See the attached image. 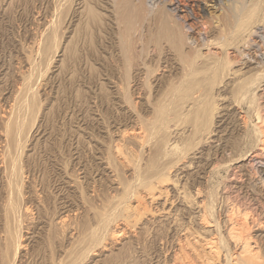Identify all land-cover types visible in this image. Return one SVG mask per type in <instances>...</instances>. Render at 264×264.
Returning <instances> with one entry per match:
<instances>
[{"label":"rangeland","instance_id":"1","mask_svg":"<svg viewBox=\"0 0 264 264\" xmlns=\"http://www.w3.org/2000/svg\"><path fill=\"white\" fill-rule=\"evenodd\" d=\"M104 1L0 0V264H224L239 229L263 261L264 152L250 140L261 125L239 113L241 73L228 78L244 43L229 35L216 44L212 5L180 0L172 18L194 52L186 75L149 53L134 77ZM219 1L233 10L234 31L258 19L264 27V0H244V9Z\"/></svg>","mask_w":264,"mask_h":264},{"label":"bare ground","instance_id":"2","mask_svg":"<svg viewBox=\"0 0 264 264\" xmlns=\"http://www.w3.org/2000/svg\"><path fill=\"white\" fill-rule=\"evenodd\" d=\"M158 3H157V10L155 11H150L147 9V6H146V3H145V0H106L104 1V6H105V13L108 14L109 16V23L113 26V29L114 31L116 32V36H117V41L118 42L117 44V49L119 50V53H120V57L121 59L124 60L123 63H125V65L128 66V68H131L132 65L135 64V68H133V73L134 74V77L136 75V77L140 74L142 75V69L144 68L143 66H145V60L148 56H149V53L151 54H155L157 56V59H156V62L158 65H159V62L161 61H168L170 59H173L172 61H174L175 59V63L176 61H178L180 64H181V68L185 71L183 74H185L188 70L187 68L190 66V64H192V59L194 58V52H192V50L189 48L188 46V43H187V36H186V33L180 29L177 25V20L174 19V17L172 18V15L175 14V13H178L181 8L179 7V4H180V0H156ZM195 2H199V3H202V4H211L212 6L211 9L214 10L215 14H218L215 18H213V24H214V29L216 30L215 33L217 35L216 37V40H215V43L218 44V45H224L223 41L224 39H226L227 36L229 35H232L233 37L235 36L236 39L238 38V40L240 39L241 42L244 43V50L241 52V58H242V61L240 62L239 64V67L236 71H233L231 72L229 75H228V78H233L235 76H237L236 74L237 73H241V78L238 80V85L239 87L238 88V91L240 93L239 96H242L241 100L242 102H244L245 106H246V111L242 112L240 111L239 113L240 114H243V116L245 115V119H250V117L252 116L251 114H255V117L254 118H257V122L258 124H260L261 126L258 127H252V131H250L251 133V139L252 140V143L254 146H260L259 147V150L260 153H263L264 152V148L262 145H264V99H263V95H264V27H262L261 25V20H257L254 22V27L251 28L248 27L247 29H243L240 31H234V19H235V15L233 14V10L230 11L231 9H229L228 11L226 10H222L221 11V7L219 8V5H220V1L219 0H193ZM238 1V2H237ZM237 4H240L237 8H242V6L245 4L244 0H237ZM261 1V0H260ZM235 2V3H236ZM149 3V2H148ZM147 3V4H148ZM234 3V5H235ZM182 4V3H181ZM188 4V3H187ZM195 4V3H194ZM247 4V3H246ZM263 4V3H262ZM161 5V6H160ZM184 5V4H183ZM260 5V4H259ZM241 6V7H240ZM261 6V5H260ZM263 6V5H262ZM244 7V6H243ZM246 7V6H245ZM236 8V9H237ZM257 8V7H256ZM255 8V9H256ZM244 9V8H242ZM259 9V8H258ZM235 10V9H234ZM257 10V9H256ZM261 10V9H260ZM259 10V12H260ZM240 11V10H239ZM244 11V10H243ZM255 11V10H254ZM235 12V11H234ZM241 12V11H240ZM239 12V13H240ZM173 13V14H172ZM243 13V12H242ZM107 16V15H106ZM263 18H264V15H263ZM260 19H262L260 17ZM262 22H263V19H262ZM236 27V26H235ZM188 28V27H187ZM185 29V28H184ZM233 30V31H232ZM188 31V30H187ZM190 31V30H189ZM233 33V34H232ZM250 36H253L257 39H259V42H260V46H253L252 44L250 45V43L248 42V37ZM230 37V36H229ZM228 37V38H229ZM234 37V38H235ZM114 38V37H113ZM231 38V37H230ZM233 39V38H232ZM223 40V41H222ZM230 40V39H229ZM237 40V41H238ZM236 41V40H235ZM226 42V41H224ZM233 42V41H232ZM205 43L209 44V41L206 42L205 40ZM223 43V44H222ZM247 44V45H246ZM245 50L247 51V53L245 54ZM118 53V54H119ZM254 53H257L256 55ZM117 54V55H118ZM259 54V55H258ZM152 56V55H151ZM154 56V55H153ZM199 56V55H198ZM253 56V58H252ZM201 57V56H200ZM199 57V59H200ZM248 58H252V60H249L247 59ZM198 59V58H197ZM198 59V60H199ZM122 60V61H123ZM141 60H143L142 62V65L140 68L139 66L141 64H139L141 62ZM154 61V60H153ZM195 61V60H194ZM177 62V63H178ZM196 62V61H195ZM147 63V62H146ZM168 63V62H167ZM179 64V65H180ZM195 64V63H193ZM215 64V63H214ZM177 65V64H176ZM178 65V66H179ZM196 66V65H195ZM221 66V65H220ZM218 66V67H220ZM159 67V66H158ZM180 67V66H179ZM194 67V65H193ZM211 67L215 68L217 67V65H212ZM222 67V66H221ZM126 68V66H125ZM224 67H222L220 70L219 68H215L218 69L223 72ZM132 69V68H131ZM179 69V68H178ZM194 69V68H192ZM257 69H261V71H258L260 73L259 76H255L256 78H253L252 80L245 78L246 80H248L247 82H245L246 80L243 79V77L249 73L250 71H256ZM127 70V69H125ZM129 71V70H128ZM177 71V70H176ZM218 71V72H220ZM248 71V72H247ZM148 72V71H147ZM152 72V71H151ZM183 72V71H182ZM178 73V72H177ZM257 73V72H256ZM255 73V74H256ZM145 74V73H144ZM183 74L181 75L182 78H183ZM189 74V73H188ZM192 74V73H190ZM189 74V75H190ZM220 74V73H219ZM223 74V73H222ZM131 75V74H130ZM139 75V76H140ZM148 75V74H147ZM149 75H151V78H152V73ZM177 75V74H176ZM186 75V74H185ZM198 76V75H197ZM254 77V75H253ZM179 78V77H178ZM136 79V78H134ZM140 79V78H139ZM187 79V77H186ZM127 80V79H126ZM129 80V79H128ZM148 80V79H147ZM178 80V79H177ZM185 81V80H184ZM187 81V80H186ZM230 81V80H228ZM227 81V82H228ZM234 81V80H232ZM127 82V81H126ZM130 82V81H128ZM150 82V81H149ZM235 82V81H234ZM143 83V81H142ZM147 83V81H146ZM145 83V84H146ZM136 84V83H135ZM144 84V83H143ZM184 84V82H183ZM227 85V84H225ZM232 85V84H231ZM136 86V85H135ZM145 86V85H144ZM150 86V85H149ZM174 86V85H173ZM182 86V85H181ZM180 86V87H181ZM185 86V85H184ZM233 86V85H232ZM175 87V86H174ZM183 87V86H182ZM181 87V88H182ZM228 87V86H227ZM226 87V88H227ZM235 87V86H234ZM147 90H148V87H146ZM180 88V89H181ZM224 88V86L222 87ZM236 88V89H237ZM263 88V89H262ZM188 89V88H187ZM233 89V88H232ZM169 90H172V89H169ZM231 90V89H230ZM150 91V89H149ZM180 91V90H179ZM182 91V90H181ZM237 91V90H236ZM172 92V91H171ZM261 92L260 95H257V93ZM167 93V92H166ZM170 94V93H169ZM185 94V93H184ZM237 94V93H236ZM165 96V95H164ZM171 96V95H170ZM232 96V95H231ZM171 98V97H169ZM175 98V96L173 97ZM172 98V99H173ZM15 99V98H14ZM150 99V98H149ZM162 99V98H161ZM239 100V99H238ZM13 102V101H12ZM11 102V103H12ZM16 102V101H15ZM23 102V101H22ZM199 102V101H198ZM241 102V104H242ZM16 103H19V102H16ZM24 104V103H23ZM23 104L21 106H23ZM14 106H17V104H13ZM188 105V104H187ZM215 106V105H214ZM228 106V105H227ZM234 106V105H233ZM11 107V106H10ZM9 107V108H10ZM16 107V108H17ZM231 107V105H230ZM157 108V106H156ZM162 108V107H161ZM234 108V107H233ZM243 108V107H242ZM19 109H20V106H19ZM17 109V110H19ZM153 109V108H152ZM231 109V108H230ZM11 110V109H10ZM15 110V108H14ZM23 110V109H22ZM20 110V112L22 113L23 115V111ZM233 110V109H232ZM16 111V110H15ZM7 113V112H6ZM13 113V112H12ZM16 113V112H15ZM184 113V112H183ZM189 113V112H188ZM233 113V112H232ZM18 114V113H17ZM15 114V115H17ZM13 116L14 113L12 114ZM20 116V113L18 114ZM17 115V116H18ZM21 115V116H22ZM156 115V113H155ZM4 116V115H3ZM8 116V115H7ZM11 116V114H10ZM20 116V118H21ZM122 116V115H121ZM184 116V115H183ZM190 116V115H189ZM239 116V115H237ZM5 117V116H4ZM7 118V117H5ZM5 118H3L5 120ZM10 118V117H9ZM9 118H7L8 120H10ZM13 126L15 125L14 122H16V118L13 117ZM220 118V117H219ZM239 118V117H238ZM241 117V119H243ZM18 119V117H17ZM240 119V118H239ZM20 119H18L17 121H19ZM22 120V118H21ZM20 120V122H21ZM156 120V119H155ZM5 122V121H4ZM251 122V121H250ZM6 123H7V120H6ZM10 123V121H9ZM12 123L9 124L12 125ZM17 123V122H16ZM22 123V122H21ZM252 123V122H251ZM250 123V125H252ZM20 124V123H19ZM4 125H6L4 123ZM18 125V124H16ZM15 125V126H16ZM240 125V124H239ZM254 125V124H253ZM8 126V124H7ZM6 126V127H7ZM12 126V127H13ZM15 126H14V129H15ZM20 126V125H19ZM18 126V127H19ZM5 127V126H4ZM16 127V128H18ZM32 127V126H31ZM10 128V127H8ZM2 129V128H1ZM7 129V128H6ZM4 129V130H6ZM223 129V128H222ZM3 130V129H2ZM10 129L6 130L7 132L9 131ZM17 131V129H15ZM14 130V131H15ZM20 131V129H18ZM121 130V129H120ZM185 130V129H184ZM5 131V132H6ZM15 131V132H16ZM18 131V132H19ZM177 131V130H176ZM196 131V130H195ZM27 133V130L25 131ZM10 133V131L8 132ZM14 133V132H13ZM12 133V134H13ZM149 133V132H148ZM161 133V132H160ZM178 133V132H177ZM183 133V132H182ZM11 134V136H12ZM21 134V133H20ZM218 134V133H217ZM6 135V134H5ZM4 135V136H5ZM10 135V134H9ZM15 135V134H14ZM18 136V135H16ZM16 136L14 138H16ZM172 136V135H171ZM176 136V135H175ZM179 136V135H178ZM6 137H8L6 135ZM10 137V136H9ZM8 137V138H9ZM3 138V137H2ZM250 138V137H249ZM10 139V138H9ZM18 139V137L16 139H12V140H15V142H17L16 140ZM173 139V138H172ZM179 139V138H178ZM248 139V138H247ZM5 141L8 142V140H6V138H4ZM11 140V139H10ZM220 140V139H219ZM245 140V139H243ZM24 141V140H23ZM157 141V140H156ZM167 141V140H166ZM172 141V140H171ZM244 142V141H243ZM251 142V141H250ZM2 143V142H1ZM14 143V142H12ZM19 143V140L18 142ZM21 143V142H20ZM23 143V142H22ZM251 143V145H252ZM9 144V142H8ZM7 144V145H8ZM10 144H11V141H10ZM25 144V143H24ZM22 144V145H24ZM166 144L165 145V149H171L173 148V143H171L170 141H167V143H164ZM13 145V144H12ZM19 144H17L18 146ZM249 145V146H251ZM252 145V146H253ZM16 146V145H14ZM243 146V144H242ZM251 146V147H252ZM7 146H4V148H6ZM10 147V145H9ZM226 147V146H225ZM160 148V147H159ZM246 148V147H244ZM247 149V148H246ZM253 149V148H252ZM256 149V148H255ZM6 150V149H5ZM4 150V151H5ZM13 150L15 152V148L13 147ZM17 150V148H16ZM164 150V149H163ZM250 150V149H249ZM3 151V152H4ZM7 151H9L7 149ZM12 151V150H11ZM169 151V150H168ZM251 151V150H250ZM253 151V150H252ZM255 151V150H254ZM16 153V152H15ZM18 153V152H17ZM16 153V154H17ZM159 153V152H158ZM248 153V152H247ZM9 154V153H7ZM157 154V153H156ZM2 157H5L3 154L1 155ZM12 156H13V152H12ZM17 156V155H16ZM162 156V155H161ZM168 156V155H167ZM194 156V155H193ZM246 156V155H245ZM6 159H8L9 157L6 156L5 157ZM155 158V157H154ZM4 159V158H2ZM10 159H11V156H10ZM164 159V158H163ZM242 159V158H240ZM1 160V159H0ZM16 160V158L14 159ZM7 161V160H6ZM236 161V160H235ZM2 162V160H1ZM0 162V163H1ZM11 164L13 165L12 161H10ZM14 162V161H13ZM189 163V162H188ZM10 164V165H11ZM4 165V164H3ZM189 166V165H188ZM6 167V166H5ZM4 167V168H5ZM19 167V166H18ZM263 167V166H261ZM3 168V169H4ZM11 168V167H10ZM15 168L16 166L14 165L13 169H11V171L9 172L10 173V176H12L14 173H15ZM180 168V167H179ZM7 170V169H6ZM10 170V169H9ZM8 171V170H7ZM20 171V170H19ZM263 172V171H262ZM22 173V172H21ZM9 175V174H8ZM19 175V173H18ZM155 176V175H154ZM151 178V177H150ZM173 178V177H172ZM19 178H17L16 176H12V183L14 184L15 182H17ZM65 183V182H64ZM131 186V185H130ZM71 187V186H70ZM127 187V186H126ZM132 187V186H131ZM238 188V187H237ZM61 190V189H60ZM63 190V189H62ZM153 190V189H152ZM179 190V189H178ZM239 190V189H238ZM196 191V190H195ZM131 192H133L131 190ZM184 199V195L181 196V199ZM67 200V199H66ZM179 200V199H178ZM177 200V201H178ZM165 202V201H164ZM71 204V203H70ZM67 211V210H66ZM194 215H195V212H194ZM200 215V214H198ZM68 216V215H67ZM197 216V215H196ZM13 217V216H12ZM20 217V216H19ZM18 220V218H16ZM14 219V220H16ZM108 219V217H107ZM61 220V219H60ZM59 220V221H60ZM228 220V219H227ZM231 219H229L228 222H230ZM10 221V220H9ZM107 222H111V221H108ZM11 223V221L9 222ZM105 226V225H104ZM103 226V228H104ZM107 226V224H106ZM237 225H234V224H231L230 227L228 228V232L230 233L231 230L235 229ZM102 227V226H101ZM240 227V226H239ZM238 227V229H239ZM243 226H241L242 228ZM15 228V227H14ZM17 228V227H16ZM100 228V226H99ZM98 228V229H99ZM109 228V227H108ZM244 228V227H243ZM246 228V227H245ZM18 229V228H17ZM20 229V227H19ZM237 229V228H236ZM12 230V228L10 229ZM102 230V228H101ZM107 230V228H106ZM95 231V230H94ZM96 231H97V228H96ZM95 231V233H97ZM16 231H14L13 229V234L15 233ZM105 232V231H104ZM102 232V233H104ZM232 232V231H231ZM235 232V231H233ZM10 233V232H9ZM12 233V232H11ZM18 233L16 234V241H12L14 242V251H12V253L14 254H17L16 251L17 249L19 248V244H18V240H19V237H18ZM94 233V235H95ZM113 233V232H112ZM111 233V236L115 235V234H112ZM8 234V233H7ZM101 234V233H100ZM110 234V233H109ZM246 234V233H245ZM21 235V233H20ZM19 235V236H20ZM92 236V237H95V236ZM102 235V234H101ZM100 235V236H101ZM103 235H106L105 233ZM233 240H234V244H233V248L236 249V247L238 246L237 248V254H235V257H233L232 255H230V251L229 249L225 248V251H223V254L222 255V258H223V261H224V264H263V261L259 262L261 259L260 255L261 254H257V253H252L253 251H250L249 250V246L248 243H246V241H248V237H245V235H243V231L242 229L237 232H235V234L231 236V234H228ZM249 235V234H248ZM98 236V235H97ZM257 237H261V235H258ZM256 237V238H257ZM97 238L96 237V242L97 244H100V239L99 241H97ZM105 238V236H104ZM103 238V239H104ZM262 238L264 239V236H262ZM101 239V240H103ZM230 239V238H229ZM251 239V238H249ZM258 239V238H257ZM231 240V239H230ZM250 241V240H249ZM8 242V241H7ZM96 242H95V245H96ZM99 242V243H98ZM102 242V241H101ZM233 242V241H231ZM103 243V242H102ZM101 243V244H102ZM217 243V242H216ZM253 244V243H252ZM13 246V244H11ZM260 245V244H259ZM10 246V247H12ZM94 246V245H93ZM101 246V245H100ZM225 247V246H224ZM90 249V248H89ZM92 249V248H91ZM13 250V249H12ZM220 250V249H219ZM259 250V249H258ZM92 251V250H91ZM10 252V250H9ZM11 254L14 255V254ZM263 254V253H262ZM264 257V256H263ZM10 258V257H9ZM69 258V256H68ZM83 258V257H82ZM12 259V258H11ZM85 259V258H84ZM70 260V258H69ZM74 260V259H73ZM11 261V260H10ZM75 261V260H74ZM81 261V260H80ZM67 262V261H66ZM85 262V260H84ZM59 264V263H58Z\"/></svg>","mask_w":264,"mask_h":264}]
</instances>
